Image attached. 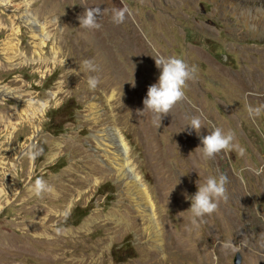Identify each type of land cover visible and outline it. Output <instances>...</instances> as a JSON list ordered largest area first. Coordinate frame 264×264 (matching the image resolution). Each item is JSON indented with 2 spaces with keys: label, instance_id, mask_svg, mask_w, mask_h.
I'll use <instances>...</instances> for the list:
<instances>
[{
  "label": "rangeland",
  "instance_id": "1",
  "mask_svg": "<svg viewBox=\"0 0 264 264\" xmlns=\"http://www.w3.org/2000/svg\"><path fill=\"white\" fill-rule=\"evenodd\" d=\"M92 2L0 0V264H236L238 252L241 264H264V112L248 113L264 104V0H101L129 10L127 49L113 19L98 20L110 55L80 23ZM140 46L156 76L160 57L197 69L162 118L138 115ZM194 116L201 136L221 127L234 147L205 158L187 128ZM112 129L126 143L125 179L111 162ZM220 174L226 199L193 224L198 182ZM135 177L157 235L130 194ZM37 178L50 189L39 196Z\"/></svg>",
  "mask_w": 264,
  "mask_h": 264
},
{
  "label": "clouds",
  "instance_id": "2",
  "mask_svg": "<svg viewBox=\"0 0 264 264\" xmlns=\"http://www.w3.org/2000/svg\"><path fill=\"white\" fill-rule=\"evenodd\" d=\"M129 10L113 9L112 18L115 23H122ZM102 14L101 8H89L85 11L83 17H80V23L85 28L96 29L100 27L98 20ZM156 67L160 70V75L156 83L148 88L146 97L143 100L144 109L138 110V115L145 111H151L157 117H163L181 100L185 98V88L187 81L193 79L197 71L195 66H190L186 60L178 56L155 58ZM83 67L89 73H97L98 66L93 60L83 61ZM100 83L98 75H89L87 84L90 89H95ZM264 112V104L253 107L248 106V113L253 118ZM189 135L194 130L201 139L203 155L205 158H213L216 154L231 150L234 147V133L225 132L221 127L213 126V130L206 136H201V129L204 128V122L201 117L194 116L187 126ZM185 130V129H184ZM200 148V147H199ZM241 154L243 152L241 151ZM228 178L224 174L210 175L203 185L198 182V191L191 196L190 211L193 214V224L195 218H200L213 213L218 207V201L221 198L226 199V184ZM50 190L49 186L42 178H37L34 185V193L39 196L42 192ZM230 246L229 244L225 245Z\"/></svg>",
  "mask_w": 264,
  "mask_h": 264
},
{
  "label": "bare ground",
  "instance_id": "3",
  "mask_svg": "<svg viewBox=\"0 0 264 264\" xmlns=\"http://www.w3.org/2000/svg\"><path fill=\"white\" fill-rule=\"evenodd\" d=\"M106 2V1H105ZM88 5V4H87ZM86 5V10L87 9H89V8H101L102 9V16L104 17V18H107V20H109V19H113L112 18V9L113 8H111L110 10H109V4H107L106 6H103L102 4H101V0H93V2H92V4L91 5H89V6H87ZM85 8V7H84ZM100 20V19H99ZM111 24H109V27H111V29L113 30V32L114 33H116V34H119V35H121V37H123L122 39H123V41H124V44H123V48L124 49H127L129 46L131 47V46H134V45H132V43H131V41L132 40H128L129 38H126L125 37V35L123 34V30H121L120 28H119V26L121 27V24L122 23H115L114 21L113 22H110ZM91 30V29H90ZM103 34V33H102ZM101 34V32H100V29L98 30V29H94L93 30V33H92V35L95 37V38H97V40L102 44V47L104 46V48H105V52L107 51L108 53H109V50L107 49V47L108 46H106V44L105 43H107V42H105V37H104V35H102ZM132 35V34H131ZM136 35V34H135ZM130 36V35H129ZM118 38H119V36H118ZM111 39V38H110ZM132 39V38H131ZM135 40V39H134ZM107 41V40H106ZM109 41V40H108ZM133 42H135L136 44H138V42L137 41H133ZM140 43H141V41H140ZM137 46V45H136ZM101 47V48H102ZM129 47V48H130ZM133 48V47H132ZM129 51V50H128ZM136 52L137 51H139V49L138 50H135ZM104 52V53H105ZM114 52V51H113ZM112 54V53H111ZM109 55H110V53H109ZM137 56V55H136ZM141 60H142V64L140 63V65H138L139 66V68H138V70H137V76L139 77V82H140V84L138 85V87L136 88V90H139L141 93H143V94H147V92H148V88H149V86L150 85H152V84H154V83H156L157 82V80H158V77H159V75L158 76H156V75H154V73H153V71L155 70V69H151V67H149L148 65H147V63H150L151 62V60L149 61V62H147V54L145 53V50H144V48H143V46H140V57H139ZM152 58V57H151ZM152 61H153V59H152ZM146 64V65H145ZM149 68H148V67ZM116 69H117V67H116ZM244 73V72H243ZM119 75L122 77L123 75H122V73H119ZM243 75V77L244 78H246L248 75L245 73V74H242ZM119 76V77H120ZM250 79V78H249ZM138 82V83H139ZM246 85L247 86H250V84H247L246 83ZM245 88H246V86H245ZM173 118V117H172ZM111 129V128H110ZM109 136H110V138L109 139H111L112 141V144L113 145H115L116 147H118L117 148V151H116V153L114 152V156H113V158H111V162L113 163V164H115V167H116V169H115V173L117 174V176H119L121 179H125V178H127V177H129L130 176V173H131V171H132V167L129 165V162L127 161V159H126V157L125 156H123V153L125 154V150H126V143H125V141L123 140V138L121 137V136H119L118 135V133L115 131V129H112L111 130V132L109 133ZM121 154H122V156H121ZM135 179H136V181L135 180H133V179H130V180H128L127 181V185L129 186V190H130V194L131 195H134L133 196V198H140L141 200H142V202H143V205H139L138 206V209L142 212V219L144 220V222L145 223H148V225H147V229H148V231L150 232V234H152V235H157V234H159V231H158V228L154 225V223H153V215L151 214V212H148L147 211V208L148 207H151V208H153V203L151 202V200H150V198H149V196H148V194L147 193H144V191H143V189H141V188H139V192H137V190L138 189H135L136 188V186H137V179H138V177H135ZM136 185V186H135ZM241 199H242V197H241ZM243 200V199H242ZM154 211V210H153ZM145 227V226H144ZM157 237V236H156ZM263 244V243H262ZM260 261L262 262V263H264V255H262L261 256V258H260Z\"/></svg>",
  "mask_w": 264,
  "mask_h": 264
},
{
  "label": "water",
  "instance_id": "4",
  "mask_svg": "<svg viewBox=\"0 0 264 264\" xmlns=\"http://www.w3.org/2000/svg\"><path fill=\"white\" fill-rule=\"evenodd\" d=\"M242 261H243V256H242V254H241L240 252H238V253L236 254L235 258H234V262H235L236 264H241Z\"/></svg>",
  "mask_w": 264,
  "mask_h": 264
}]
</instances>
